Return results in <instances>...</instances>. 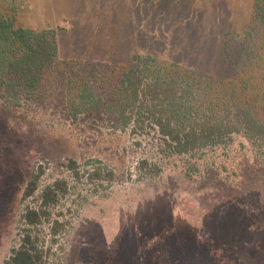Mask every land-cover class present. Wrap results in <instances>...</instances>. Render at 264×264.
Listing matches in <instances>:
<instances>
[{
  "label": "rangeland",
  "instance_id": "374dc122",
  "mask_svg": "<svg viewBox=\"0 0 264 264\" xmlns=\"http://www.w3.org/2000/svg\"><path fill=\"white\" fill-rule=\"evenodd\" d=\"M0 1L17 8L19 27L55 31L61 62L90 65L105 75L134 56L150 57L215 81L233 76L227 43L237 53L254 44L246 33L256 4H264ZM59 71L68 78L64 64ZM45 94L57 100L19 108L0 99V264L19 244L25 210L37 207L42 190L62 179L71 191L56 214L71 226L49 264H264V154L244 136L195 158L167 157L157 141L132 128L115 134L102 120L71 123L58 101L62 92L48 88ZM70 159L78 162L80 178L66 168ZM144 160L162 173L152 177L143 166L139 171ZM39 166L45 170L39 190L22 201ZM99 166L116 172V179L89 176ZM38 233L46 240L48 227Z\"/></svg>",
  "mask_w": 264,
  "mask_h": 264
},
{
  "label": "trees",
  "instance_id": "16d2710c",
  "mask_svg": "<svg viewBox=\"0 0 264 264\" xmlns=\"http://www.w3.org/2000/svg\"><path fill=\"white\" fill-rule=\"evenodd\" d=\"M253 23L246 38L255 42L243 53L234 52L227 43L225 60L233 76L219 81L178 64L139 56L124 66L115 64L103 75L90 70V65L61 62L56 32L19 27L17 8L0 1V99L15 107L31 108L48 99L56 101L45 94L52 88L62 92L58 101L66 120H102L115 134L132 128L157 141L167 157L195 158L200 151L229 145L234 135L244 136L264 154V4H256ZM235 56L242 60L230 61ZM63 64L70 71L65 80L59 73ZM141 166L152 177L163 171L148 160L139 163V171ZM66 168L80 178L77 161L67 160ZM44 175L43 166H39L22 201L36 196ZM89 176L113 181L116 172L99 166ZM70 191L64 179L42 190L39 205L28 207L22 215L19 244L5 264H49L59 238L71 226L56 214ZM45 226L46 240L38 233Z\"/></svg>",
  "mask_w": 264,
  "mask_h": 264
}]
</instances>
